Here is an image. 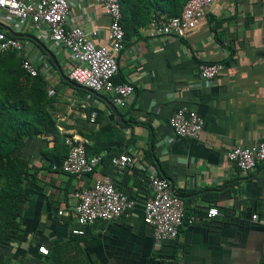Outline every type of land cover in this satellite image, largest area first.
<instances>
[{
  "label": "crops",
  "instance_id": "obj_1",
  "mask_svg": "<svg viewBox=\"0 0 264 264\" xmlns=\"http://www.w3.org/2000/svg\"><path fill=\"white\" fill-rule=\"evenodd\" d=\"M70 16L71 24L86 31L103 34L110 24L96 0H78ZM5 30L24 43L19 56L30 59L46 76L48 90H55L53 96L48 93L56 99L49 110L61 134L84 145L89 156L126 153L135 160L122 174L101 163L93 174L71 176L53 171L41 155L54 149L52 136L27 139L14 156L38 170L39 185L22 218L23 240L8 253L14 264H37L41 246L68 250L65 257L73 264H264V164L243 173L227 157L235 147L264 142V0H215L182 38L151 37L141 28L118 58L119 81L136 89L125 108L116 106L111 94L64 81L69 56L49 41L48 33L40 37L31 24ZM96 42L109 45L103 37ZM202 63L223 67L212 85L200 78ZM183 107L204 119L197 140L176 136L169 125ZM94 108L102 114L91 121ZM102 128L107 130L101 133ZM152 174L171 182L185 208L178 238L160 246L144 221ZM102 176L111 177L137 205L129 216L98 221L76 235L73 195ZM210 208L220 215L209 218Z\"/></svg>",
  "mask_w": 264,
  "mask_h": 264
},
{
  "label": "built area",
  "instance_id": "obj_2",
  "mask_svg": "<svg viewBox=\"0 0 264 264\" xmlns=\"http://www.w3.org/2000/svg\"><path fill=\"white\" fill-rule=\"evenodd\" d=\"M215 0H188L178 16L167 17L154 15L145 27V33L151 37L167 36L182 38L189 30L194 29L204 15V10ZM104 8L105 15L110 19L106 31L93 29L86 31L83 27L71 24L72 6L78 0H0V53L7 51L23 52L22 41L11 36L5 28L31 24L40 32V37L49 34V41L57 48L67 51L69 56L68 76L72 82L85 87L94 93H108L116 106L128 107L132 104L136 89L131 83L115 81L119 73V55L126 48L125 32L122 26L123 12L120 0H96ZM105 38L109 45H99L97 40ZM23 70L31 77H37L41 71L27 58L22 60ZM223 67L215 63H202L199 66L200 78L212 85ZM49 95L55 94L54 89L48 90ZM98 116L96 108L92 110L91 121ZM204 119L186 107L174 112L169 125L174 134L181 138L197 140L204 130ZM68 154L61 165H54L53 171L71 176L93 174L102 163V156H89L84 145L73 138H66ZM228 160L243 173L264 164V142L252 147H235L227 153ZM112 165L117 173L122 174L135 165L129 154L113 157ZM151 195L144 205V221L152 228L153 237L158 246L175 241L185 223L183 200L172 192L170 182L158 175L150 176ZM76 205L74 213L78 227L72 232L83 235L87 227L98 221H116L129 216L137 201L119 191L114 180L109 176L95 179L89 188L74 193ZM60 215L64 212L60 211ZM217 208L208 210L209 218H217ZM253 220L258 215L252 216ZM194 218L189 221L194 222ZM39 252L48 255L45 246Z\"/></svg>",
  "mask_w": 264,
  "mask_h": 264
},
{
  "label": "trees",
  "instance_id": "obj_3",
  "mask_svg": "<svg viewBox=\"0 0 264 264\" xmlns=\"http://www.w3.org/2000/svg\"><path fill=\"white\" fill-rule=\"evenodd\" d=\"M123 12L122 26L125 40L140 35L154 15L174 17L181 14L188 0H120ZM40 70V69H39ZM115 81L121 83L118 77ZM74 83V82H73ZM55 98L48 97V80L40 73L31 77L22 68L17 51L0 53V264H14L10 250L24 237L22 218L32 201L33 189L39 185L38 170L23 157H15L27 139L39 135L52 136L55 147L44 149L41 155L49 166L61 165L68 154L66 135L61 134L49 108ZM97 110V109H96ZM98 118L101 112L98 111ZM110 129V128H109ZM107 129L102 128L100 132ZM115 154L102 158L105 168L112 166ZM68 250L53 248L48 255L41 254L37 264H73L65 257Z\"/></svg>",
  "mask_w": 264,
  "mask_h": 264
},
{
  "label": "water",
  "instance_id": "obj_4",
  "mask_svg": "<svg viewBox=\"0 0 264 264\" xmlns=\"http://www.w3.org/2000/svg\"><path fill=\"white\" fill-rule=\"evenodd\" d=\"M12 36H17V35L12 34ZM52 59H53V56H52ZM53 64H54V66H55L57 69H60V66H59V64L57 63V61H56L55 59H53ZM63 79H64V81H66L67 83H71L72 85H74V86H76V87L83 88V89L89 91L90 93H94L93 91H91V90H89V89H87V88H85V87H82V86H80V85H78V84L73 83V82L70 80L69 77L63 76ZM95 94H97V93H95ZM109 106H110L111 110L113 111V113H114L117 117H120V115H119V113H118V111H117V108H116L114 105H112V104L109 105ZM170 184H171V182H170Z\"/></svg>",
  "mask_w": 264,
  "mask_h": 264
},
{
  "label": "bare ground",
  "instance_id": "obj_5",
  "mask_svg": "<svg viewBox=\"0 0 264 264\" xmlns=\"http://www.w3.org/2000/svg\"><path fill=\"white\" fill-rule=\"evenodd\" d=\"M45 47V46H44ZM100 94V93H99Z\"/></svg>",
  "mask_w": 264,
  "mask_h": 264
}]
</instances>
